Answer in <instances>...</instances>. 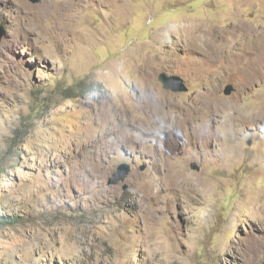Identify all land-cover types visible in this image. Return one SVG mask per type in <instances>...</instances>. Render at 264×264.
I'll list each match as a JSON object with an SVG mask.
<instances>
[{"label":"rangeland","instance_id":"1","mask_svg":"<svg viewBox=\"0 0 264 264\" xmlns=\"http://www.w3.org/2000/svg\"><path fill=\"white\" fill-rule=\"evenodd\" d=\"M0 29V264H264V0H0Z\"/></svg>","mask_w":264,"mask_h":264},{"label":"water","instance_id":"2","mask_svg":"<svg viewBox=\"0 0 264 264\" xmlns=\"http://www.w3.org/2000/svg\"><path fill=\"white\" fill-rule=\"evenodd\" d=\"M34 3L40 2L41 0H31ZM3 32L0 29V41L2 39ZM159 80L162 82L163 87L166 90H172L174 92H181L187 91L188 87L184 83V79L179 75H168L167 73L163 72L159 75ZM235 87L233 84L226 85L224 89L225 95H231ZM194 168L198 169L199 167L194 166ZM130 172V167L128 165L120 166L117 173H115V181L117 180H124Z\"/></svg>","mask_w":264,"mask_h":264},{"label":"bare ground","instance_id":"3","mask_svg":"<svg viewBox=\"0 0 264 264\" xmlns=\"http://www.w3.org/2000/svg\"><path fill=\"white\" fill-rule=\"evenodd\" d=\"M175 182V181H174ZM171 184V183H170ZM170 186H173L174 187V185H170Z\"/></svg>","mask_w":264,"mask_h":264}]
</instances>
